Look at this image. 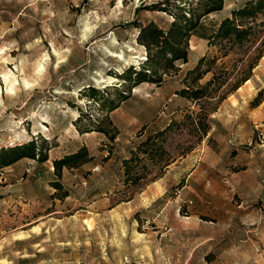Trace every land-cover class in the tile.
<instances>
[{
  "label": "rangeland",
  "instance_id": "374dc122",
  "mask_svg": "<svg viewBox=\"0 0 264 264\" xmlns=\"http://www.w3.org/2000/svg\"><path fill=\"white\" fill-rule=\"evenodd\" d=\"M246 1L201 15L186 61L107 111L145 61L139 26L165 29L194 0H0V146L32 138L46 154L0 167V264H264V10L242 44L206 42ZM209 78L204 97L178 93ZM80 145L89 157L56 175L51 160Z\"/></svg>",
  "mask_w": 264,
  "mask_h": 264
},
{
  "label": "trees",
  "instance_id": "16d2710c",
  "mask_svg": "<svg viewBox=\"0 0 264 264\" xmlns=\"http://www.w3.org/2000/svg\"><path fill=\"white\" fill-rule=\"evenodd\" d=\"M154 6V5H153ZM176 12H172V19L169 21L168 26L165 29L157 27L152 21H147L144 25L138 28V39L142 45L146 48L145 61L138 67L132 68V64L126 66L122 70V78L127 80L128 83L125 87L126 91H120L118 93L117 100H107L106 110L110 111L117 106L118 101L124 99L127 96L129 87L138 84L141 81L152 82L157 84L160 81V76L155 75L157 68H164L167 64H172L173 61L179 62L186 61V40L190 32L195 28L198 23L199 17L210 11L217 10L221 7V0H194V4L186 6H177ZM165 7L158 9L164 10ZM264 10V0H248L246 3L239 5L235 8H231L229 16H223L218 20L214 30L209 32L206 36L207 44H210L215 39L225 40L230 44H242L245 40L250 39L252 34L251 26L248 24V18L254 17L257 13ZM264 48V47H263ZM257 51L254 58L259 57L261 49L256 48ZM205 56L201 55L196 59L195 64L190 71L196 73V77L207 69H200V65L204 62ZM253 62L248 64V68H251ZM248 71L238 75L233 81L229 82L227 91L234 90L239 83L248 77ZM207 79L203 84L193 88H179L178 93L186 98L197 99L204 97L211 93V90L206 89L210 82ZM89 87V95L93 97L95 88ZM124 90V89H123ZM260 88L257 91L259 97L264 98V94L261 95ZM225 91L216 98L223 97ZM257 94L254 97L257 99ZM214 96V95H213ZM79 115H77L78 117ZM169 124L165 125L161 130L167 128ZM196 129L199 131V135L203 136L206 132L207 125L204 119H197L194 122ZM93 129V128H90ZM88 129H81L80 131H86ZM150 141L149 135L145 136V139L139 141L141 145H148ZM141 151H146L145 147H141ZM35 158L38 160H44L46 158L45 152L41 151L40 146L32 138H29L23 143H17L8 146H0V167L8 165L20 157ZM89 155H87L85 146L80 145L76 149L64 153L60 157L53 158L51 160V166L53 172L59 175V170L62 166L71 167L85 161ZM141 157H138L135 150H131L127 157L121 158L122 173L124 178H129L130 167ZM143 175V172L133 173V179H138Z\"/></svg>",
  "mask_w": 264,
  "mask_h": 264
},
{
  "label": "crops",
  "instance_id": "0c3cea01",
  "mask_svg": "<svg viewBox=\"0 0 264 264\" xmlns=\"http://www.w3.org/2000/svg\"><path fill=\"white\" fill-rule=\"evenodd\" d=\"M117 107V106H116ZM116 107H114L113 109H111L110 111H113ZM122 237V236H121Z\"/></svg>",
  "mask_w": 264,
  "mask_h": 264
}]
</instances>
